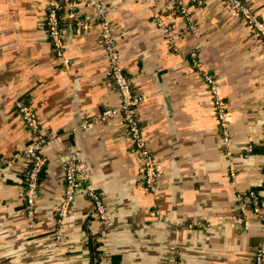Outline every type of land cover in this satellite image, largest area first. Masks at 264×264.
<instances>
[{"label": "crops", "instance_id": "1", "mask_svg": "<svg viewBox=\"0 0 264 264\" xmlns=\"http://www.w3.org/2000/svg\"><path fill=\"white\" fill-rule=\"evenodd\" d=\"M47 1L0 0V159L33 138L16 100L34 110L50 140L41 150L46 163L31 218L21 199L26 157L0 169V264H250L258 227L237 230L228 218L236 214L235 195L247 189L264 208V41L220 0L187 5L193 31L169 0H106L119 64L141 97L136 116L157 162L150 192L139 183L140 157L116 117L80 127L81 112L89 118L118 103L97 26L67 34L70 64L63 70L40 25ZM243 1L264 21V0ZM154 15L171 24L170 44ZM191 52L226 103L227 154ZM69 146L86 168L82 185L105 205L104 221L82 194L62 222L55 219L60 159Z\"/></svg>", "mask_w": 264, "mask_h": 264}, {"label": "built area", "instance_id": "2", "mask_svg": "<svg viewBox=\"0 0 264 264\" xmlns=\"http://www.w3.org/2000/svg\"><path fill=\"white\" fill-rule=\"evenodd\" d=\"M169 1L172 4L171 8L180 17L186 19V29L189 31L195 30V24L187 18V5L199 6L203 3V0ZM220 2L226 12L235 18H239L264 41V21L260 20L243 0H220ZM106 3V0H48L40 25L46 33L53 59L58 62L63 70H68L70 64L63 51L67 34L80 36L93 25L97 26L98 42L106 63V76L118 94V103L115 106L104 108L98 114L89 118L84 112H81L80 127L85 129L94 120L116 117L124 129L131 148L140 157L138 165L139 183L148 191L156 192L157 162L147 145L135 111L141 97L132 92L130 81L119 64L111 23L108 19L110 8ZM151 21L162 31L167 43L170 44L169 31L172 27L171 24L168 25V23L163 22L159 15H154ZM189 58L191 66L203 81L209 95L212 114L221 137L224 153L227 154L229 137L226 103L219 95L215 78L200 67L196 54L191 52ZM13 108L20 116L23 126L32 134L33 138L21 153H14L10 159H0V169L10 160L19 156L26 157L27 167L22 179L21 199L24 203L25 215L31 218L39 186V176L46 163L41 150L50 140L40 133L38 118L29 105L16 100L13 103ZM262 122L264 128V104ZM251 150V145H246L245 152ZM60 162L62 189L54 209L57 223L62 222L69 215L71 206L79 194L86 196L92 202L93 211L97 218L104 221L106 219V209L101 197L89 185H82L81 181L85 178L87 172L86 168L80 163L78 151L73 146H69L62 155ZM230 174L232 175V170H230ZM235 200L236 214L228 218V224L230 227L242 231H247L251 224H256L260 241L254 249L250 264H264V208L261 200L253 189L237 193ZM96 263L97 261L94 260V264Z\"/></svg>", "mask_w": 264, "mask_h": 264}, {"label": "trees", "instance_id": "3", "mask_svg": "<svg viewBox=\"0 0 264 264\" xmlns=\"http://www.w3.org/2000/svg\"><path fill=\"white\" fill-rule=\"evenodd\" d=\"M42 172V171H41ZM41 174V173H40ZM39 178H40V176H39ZM92 247H94V245L92 246Z\"/></svg>", "mask_w": 264, "mask_h": 264}]
</instances>
